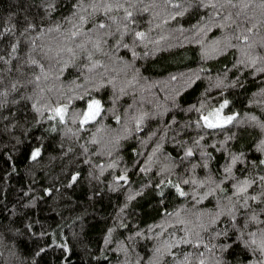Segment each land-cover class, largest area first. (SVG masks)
<instances>
[{"label":"snow or ice","instance_id":"6c2138e0","mask_svg":"<svg viewBox=\"0 0 264 264\" xmlns=\"http://www.w3.org/2000/svg\"><path fill=\"white\" fill-rule=\"evenodd\" d=\"M20 7L22 11L10 12L0 24V48L4 49L0 55L3 65L0 67V135H11L22 146L35 137L36 143L25 155L36 162L44 150L47 138L44 133H60L59 156L72 154L65 176L69 187L82 178L81 171L77 170L79 165L92 169L88 176L97 181L106 169L119 168L123 159L122 141L139 133L150 118L162 117L167 111L158 103L151 109L145 108L143 93L152 84L137 65L139 56L149 54V44L164 39L157 36L153 40L151 36L160 24L176 21L175 30L181 35L191 31L200 37L195 42L201 44L203 55L209 50L217 56L232 52V68L238 73L248 70L264 79V0H149L147 3L145 0H36L31 3L29 0L28 6L21 0ZM33 7L35 12L31 11ZM61 7L66 8L67 14L54 15ZM201 10L204 14L190 29H185L176 19ZM141 13L150 14L147 28L139 26ZM213 28H219L221 35L212 40L209 49L203 43V36ZM22 41L26 47L23 55ZM141 48L144 51H138ZM122 49L126 55H120ZM72 70L77 75L68 82L71 85L68 87L62 78ZM170 80L175 81L176 76ZM229 86L241 84L234 77L218 75L212 85L225 91ZM105 89L109 91L107 103L94 95ZM77 98L85 100L86 106L70 107ZM122 98H129L131 102L125 107ZM229 104L226 97L218 103H211L209 97L201 100L199 106L191 105L187 110H194L197 118L186 121L179 130L173 116L169 121L174 133L171 143L181 152L172 156L163 149L169 131L165 125L152 153L139 165L140 171L147 175L158 159L155 154L159 152L165 157L158 168L161 178L153 186L154 190L161 205L168 199L169 188L181 201L171 211L165 207L158 224L146 232L133 233L135 237L155 241L148 264H264V158L250 161L243 151L229 150L227 143L238 137L229 126L252 125L264 131V120L247 113L248 119H241L239 112L226 111ZM170 106L179 107L174 97ZM109 113L117 125L124 122L119 129H109L103 123V117ZM93 127L94 132L82 136V132ZM187 128L199 130L195 138L190 142L177 139ZM17 129L21 130L20 135L15 134ZM36 130H42L39 136L35 135ZM208 130L225 133L224 140L219 141L221 147L216 149L227 153L218 172L210 168L212 153L201 143L210 134ZM154 135L157 133H149V138ZM255 148L264 157V139ZM196 151L200 154L198 160ZM103 156L109 160L99 158ZM8 158L11 160V155ZM201 166L206 170L202 177L196 173ZM180 168L185 174L180 173ZM127 171L125 167L122 174L113 175V181L128 183ZM42 190L51 194L53 187ZM35 200L33 197L28 203ZM22 223L27 234L38 241L32 264H37L35 257L53 246L62 253L71 251L67 242L61 243L55 238L54 232L49 243L46 240L49 232L39 220L25 218ZM37 225L39 229L34 230ZM120 225L123 226L122 221ZM155 228L159 231H154ZM112 231L108 229L106 243ZM134 247V243L131 247L121 245L118 251L122 250L126 257L121 264H141L138 254L135 261L127 259ZM63 264L68 261L64 259Z\"/></svg>","mask_w":264,"mask_h":264},{"label":"trees","instance_id":"16d2710c","mask_svg":"<svg viewBox=\"0 0 264 264\" xmlns=\"http://www.w3.org/2000/svg\"><path fill=\"white\" fill-rule=\"evenodd\" d=\"M35 2L36 0H31V3ZM24 4L28 6L29 0H24ZM20 5L21 0H0V24L10 12L22 11ZM31 11L35 12L36 9L33 7ZM61 14H67L65 7L59 8L54 15ZM203 14L201 10L176 19L185 29H190ZM149 19V13H141L139 26L147 28ZM175 29L176 21L154 28L151 33L152 39L155 40L157 36H164V39L157 44H149L147 49L149 54L137 58L138 67L152 84L143 93L146 96L145 108L151 109L158 103L162 108H167V111L162 117L150 118L139 133L122 141L120 156L123 159L119 168L106 169L99 181L88 176L92 169L87 165H79L77 170L81 171L82 178L71 187L68 186L65 176L70 169L72 154L63 158L59 156L60 133H44L47 137L44 141V150L36 162L29 160L25 155L28 148L36 143L35 137L26 140L22 146L18 145L11 135H0V264H32L38 241L27 234L22 223L25 218L37 219L44 225L45 230L49 232V237L46 238L49 243L54 232L55 238L61 243L67 242L71 249L70 252L62 253L59 248L53 246L39 257H35L37 264H63L64 259L68 264H121L126 257L125 253L118 249L122 244L131 247L133 243L135 247L127 259L135 261L138 254L141 264H148L155 241L135 237L133 233L140 230L146 232L150 226L159 223L165 207L171 211L181 202L174 190L169 188L166 190L169 192L168 199L163 205L159 203V195L153 187L161 178L158 175V168L165 162V157L159 152L155 154L158 158L155 166L147 175L139 169V165L143 164L160 140L164 126L168 125L169 131L163 149L176 156L181 150L171 143L174 133L171 130L173 125L169 124V121L175 116V127L179 130L186 121L195 120L196 112L187 109L193 104L199 106L201 100H208L210 97L211 103H218L220 99L226 97L230 100L226 111L239 112L241 119H248L245 115L247 113L264 120V91H261L264 89V79L259 74L252 75L248 70L238 73L232 68L234 63L232 52L217 56L209 50L206 56L203 55L201 44L195 42L200 39L198 35L194 36L191 31H185L181 35ZM220 35L221 30L213 28L203 36L204 45L211 49L212 40ZM25 51V42L22 41L20 52L23 55ZM3 54L4 49L0 48V55ZM126 54V50L120 51V55ZM0 67L3 65L0 64ZM76 75L75 70H72L71 73H65L62 79L71 87L68 82ZM218 75L234 77L239 80L241 86H229L226 91L223 88L212 87ZM171 76H176V80H170ZM177 92L179 95H176ZM94 95L100 96L107 103L109 91L105 89ZM173 97L179 104L175 109L170 106ZM85 100L74 99L70 107L81 109L86 106ZM250 100L252 103H249ZM130 102L129 98H122L125 107ZM120 114H124L123 109ZM103 123L109 129H119L124 122L117 125L109 113L103 117ZM229 128L238 134L237 139L227 142L229 150L243 151L250 161L264 158L255 148L259 140L264 139V131L243 124ZM41 131L36 130L35 135L39 136ZM94 131L93 127L90 131L82 132V136L87 137ZM198 131L195 128H187L177 139L183 138L190 142ZM208 131L210 134L205 135L201 143L207 152L212 153L210 168L213 172H218L225 163L227 153L223 149L220 151L216 149L221 147L219 141L224 140L225 133ZM151 132L157 135L149 138ZM20 133L21 130L17 129L15 134ZM21 138L23 139V136ZM95 147L93 146V151ZM9 155L12 157L11 160L8 158ZM51 156H56L57 159L51 160ZM99 158L105 162L109 160L107 156ZM199 158V151H196L195 159ZM125 167L128 170V183L114 182L113 175L122 174ZM179 171L185 174L183 168ZM196 173L202 177L206 170L201 166L196 169ZM172 178L175 179V175ZM148 181L151 183H147ZM46 187H53V192L51 194L43 192L42 189ZM129 196L132 198L129 199ZM33 197H36L35 202L28 203ZM121 221L123 226L120 225ZM14 228L19 231H13ZM109 228L113 231L106 243L105 237ZM38 229L39 225L34 230ZM154 231L158 232L159 229L155 228ZM130 236H133L132 240H128Z\"/></svg>","mask_w":264,"mask_h":264}]
</instances>
